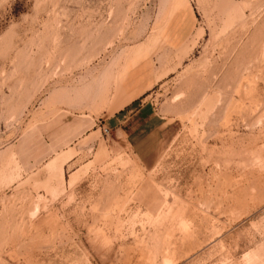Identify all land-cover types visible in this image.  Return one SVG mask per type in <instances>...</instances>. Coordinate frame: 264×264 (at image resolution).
Listing matches in <instances>:
<instances>
[{
	"label": "rangeland",
	"instance_id": "1",
	"mask_svg": "<svg viewBox=\"0 0 264 264\" xmlns=\"http://www.w3.org/2000/svg\"><path fill=\"white\" fill-rule=\"evenodd\" d=\"M0 264H264V0H0Z\"/></svg>",
	"mask_w": 264,
	"mask_h": 264
},
{
	"label": "crops",
	"instance_id": "2",
	"mask_svg": "<svg viewBox=\"0 0 264 264\" xmlns=\"http://www.w3.org/2000/svg\"><path fill=\"white\" fill-rule=\"evenodd\" d=\"M194 21L195 17L192 11H184L183 9L177 11L173 15L169 23V32L167 37L169 49L173 51V53L181 49L187 41L192 31L189 27H191L190 25H192ZM148 89L149 87L134 88L121 101L115 104L116 107L112 109V112H116L113 114V117L117 120V123L119 122L118 116L121 115L122 118H125L126 111L127 114H130L132 111H134L133 108H130L133 104L136 103L138 105L137 107L140 106L139 101H141V97L148 91ZM140 109L141 108H137V111ZM127 118L128 117H126V119Z\"/></svg>",
	"mask_w": 264,
	"mask_h": 264
}]
</instances>
